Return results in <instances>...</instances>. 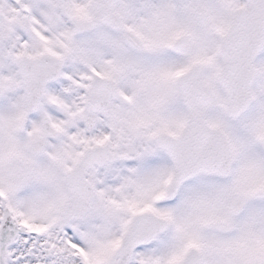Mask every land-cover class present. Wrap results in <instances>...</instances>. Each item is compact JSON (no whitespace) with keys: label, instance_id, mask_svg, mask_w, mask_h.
Here are the masks:
<instances>
[{"label":"flooded vegetation","instance_id":"1","mask_svg":"<svg viewBox=\"0 0 264 264\" xmlns=\"http://www.w3.org/2000/svg\"><path fill=\"white\" fill-rule=\"evenodd\" d=\"M225 50L254 71L229 114ZM0 51L18 84L0 122V217L56 228L75 264H264V0H0ZM190 69L213 95L182 94ZM26 100L39 106L22 129ZM189 145L216 169L169 199ZM31 181L53 187V219L25 218Z\"/></svg>","mask_w":264,"mask_h":264},{"label":"rangeland","instance_id":"2","mask_svg":"<svg viewBox=\"0 0 264 264\" xmlns=\"http://www.w3.org/2000/svg\"><path fill=\"white\" fill-rule=\"evenodd\" d=\"M182 22V18L176 16L173 26ZM4 57L5 55L2 56L0 51V122L2 117L6 116L8 111H12L16 105L10 101L12 98L10 95L17 94L18 89L17 81L14 80V73L7 66L8 62ZM209 73L211 74L212 71ZM166 75L167 72L161 69L156 70L153 77L159 81L166 78ZM208 78L211 76L208 75ZM165 89L164 86V91ZM2 158L3 152L0 149V183L4 182L3 179H6L7 175V171H2L5 157ZM30 185H32V181ZM146 185L154 187L156 183H146ZM31 188L32 191L28 195L29 199L21 196L17 200L19 206L26 210L24 212L25 218L30 217L38 221H43L44 218L53 219L51 218L53 214L50 212L56 195L53 187L48 188V183H38L32 185ZM111 237H114V234ZM44 242H47L46 247H52V252L48 256L44 253ZM9 252V264H35L36 262L41 264H75L77 259L76 250L58 234L56 228L52 230L38 228L36 233L19 236L17 242L9 248Z\"/></svg>","mask_w":264,"mask_h":264},{"label":"water","instance_id":"3","mask_svg":"<svg viewBox=\"0 0 264 264\" xmlns=\"http://www.w3.org/2000/svg\"><path fill=\"white\" fill-rule=\"evenodd\" d=\"M228 38H231V29L228 31ZM224 65L222 72L219 74V82L225 88L227 95H228V114L231 113L230 105L233 102V97L234 96H243L245 94H248V89L250 87L251 81L253 80V68L252 64L247 66L243 65L241 62L239 67H235L233 65V56L232 53L228 50L224 51ZM251 70V71H250ZM21 75L23 76V70L20 69ZM194 77V71L190 70L183 75L180 76L179 78V84L182 89V93L184 96L196 94L202 92L204 89H202L201 84L196 85L198 91L193 87L194 82L192 78ZM24 80V78H23ZM187 80H190L187 81ZM197 83L198 80H196ZM205 94V90H204ZM194 104L197 103L193 102ZM191 104V109L194 112L198 111V107L193 106L194 104ZM37 101L36 105L34 108H30L27 111V116L30 114L32 111L36 110L37 108ZM46 130L48 132H51L52 129L46 127ZM200 154H201V149L199 145H189L185 147L184 149V154L182 158H185V164L177 165V172L175 175L174 181H172L171 185H174V188L177 189L179 187L181 181L185 178H188L197 172H200L201 170L203 171H209L211 168L216 169V166H211V165H204L200 162ZM186 169V170H185ZM219 170V167H218ZM217 170V171H218ZM182 171V172H181ZM135 218L127 232V237L128 238H135L134 232L137 228V223H136ZM19 230L16 228H13L9 226V217L8 215H5V217L2 219V225L0 227V264H6V259H7V247L13 243V240ZM20 231H23V229H20ZM137 245H130V248H135Z\"/></svg>","mask_w":264,"mask_h":264}]
</instances>
